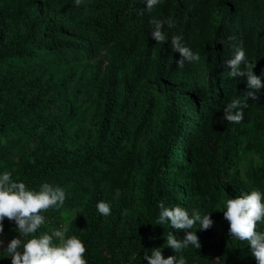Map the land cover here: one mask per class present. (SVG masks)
I'll return each instance as SVG.
<instances>
[{
    "label": "trees",
    "instance_id": "1",
    "mask_svg": "<svg viewBox=\"0 0 264 264\" xmlns=\"http://www.w3.org/2000/svg\"><path fill=\"white\" fill-rule=\"evenodd\" d=\"M169 17V41L157 43L151 21ZM173 34L200 60L178 68ZM240 46L259 75L264 0H163L151 10L144 0H0V167L30 187L66 189L47 228L70 222L89 264H147L143 253L169 230L154 222L160 200L212 212L201 248L183 253L188 264H256L219 211L224 196L264 187V90L241 123L223 118L247 91L226 65ZM99 200L111 215L96 211Z\"/></svg>",
    "mask_w": 264,
    "mask_h": 264
},
{
    "label": "clouds",
    "instance_id": "2",
    "mask_svg": "<svg viewBox=\"0 0 264 264\" xmlns=\"http://www.w3.org/2000/svg\"><path fill=\"white\" fill-rule=\"evenodd\" d=\"M162 2L144 0L146 10L154 9ZM74 3L79 5L82 0H74ZM151 23V38L157 43H167L169 34L166 28L175 27L176 22L169 17L153 19ZM170 43L172 50L180 53V59L176 61L178 68L200 60V53L186 44L182 34L171 35ZM226 65L230 67L229 74L232 77H246L245 99L233 98L223 109L224 120L235 125L245 118L247 100H257L264 90V70L259 75L254 72L255 64L249 61L243 46L236 48ZM14 172L15 169L0 167V256L10 260V264H89L85 255L88 252L86 242L81 236L72 233L70 222L62 221L47 228L50 218L45 213L50 209L64 208L66 189L47 181L38 188L30 187ZM158 209L155 224L169 230L164 238L165 243L145 251L142 261L147 264H188L183 253L189 248H201L198 232L213 227L212 212L189 209L180 203L166 204L163 200L158 202ZM219 209L228 222L227 234L230 239L244 242L245 247H250L251 257L256 264H264V228L261 227L264 226V187H253L238 195L224 196ZM96 211L107 217L112 214V205L99 200ZM5 221L13 225L9 231L15 235L11 238L5 232ZM181 231L184 233L183 238L180 237ZM165 248L172 249L175 254L165 257Z\"/></svg>",
    "mask_w": 264,
    "mask_h": 264
},
{
    "label": "rangeland",
    "instance_id": "3",
    "mask_svg": "<svg viewBox=\"0 0 264 264\" xmlns=\"http://www.w3.org/2000/svg\"><path fill=\"white\" fill-rule=\"evenodd\" d=\"M13 159H16V154L11 156ZM243 165H246V163H243Z\"/></svg>",
    "mask_w": 264,
    "mask_h": 264
}]
</instances>
